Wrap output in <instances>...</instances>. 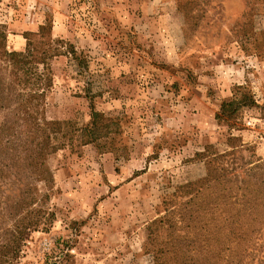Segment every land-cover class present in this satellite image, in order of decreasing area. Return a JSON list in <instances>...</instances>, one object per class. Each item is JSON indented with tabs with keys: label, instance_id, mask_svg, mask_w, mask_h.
Segmentation results:
<instances>
[{
	"label": "rangeland",
	"instance_id": "rangeland-1",
	"mask_svg": "<svg viewBox=\"0 0 264 264\" xmlns=\"http://www.w3.org/2000/svg\"><path fill=\"white\" fill-rule=\"evenodd\" d=\"M0 24L8 49L29 37L39 53L64 51L51 59L49 119L83 125L91 100L120 125L111 150L82 138L49 159L56 217L28 233L18 264H179L171 229L154 220L179 185L205 176L196 152L243 145V161L264 159V0H0ZM238 85L259 106L218 122Z\"/></svg>",
	"mask_w": 264,
	"mask_h": 264
},
{
	"label": "trees",
	"instance_id": "trees-1",
	"mask_svg": "<svg viewBox=\"0 0 264 264\" xmlns=\"http://www.w3.org/2000/svg\"><path fill=\"white\" fill-rule=\"evenodd\" d=\"M42 31L40 26L38 33ZM6 36L0 24V264H18L28 233L48 231L56 217L49 159L64 148L74 150L83 139L111 150L107 144L120 125L117 118L96 110L91 100L90 117L83 125L49 119L51 59L64 51L48 43L39 53L29 37L22 50L8 49ZM70 52L82 64L76 51ZM253 106L259 105L251 92L238 85L233 97L221 102L215 118L229 120ZM241 147L196 152L205 165V176L179 185L172 197L180 201H163L164 214L154 222L164 221L171 229L173 254L179 264L255 263L254 240L261 228L257 227L256 208L261 204L264 210V159L253 155L252 162L243 161L236 155ZM245 163L251 165L242 178L237 168ZM262 259H257L258 264L264 263V255Z\"/></svg>",
	"mask_w": 264,
	"mask_h": 264
}]
</instances>
